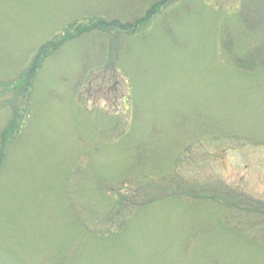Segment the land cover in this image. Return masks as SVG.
<instances>
[{"label": "rangeland", "instance_id": "rangeland-1", "mask_svg": "<svg viewBox=\"0 0 264 264\" xmlns=\"http://www.w3.org/2000/svg\"><path fill=\"white\" fill-rule=\"evenodd\" d=\"M0 264H264V0H0Z\"/></svg>", "mask_w": 264, "mask_h": 264}, {"label": "trees", "instance_id": "trees-1", "mask_svg": "<svg viewBox=\"0 0 264 264\" xmlns=\"http://www.w3.org/2000/svg\"><path fill=\"white\" fill-rule=\"evenodd\" d=\"M66 40H67V38H63V43H64ZM113 221H115V220H113Z\"/></svg>", "mask_w": 264, "mask_h": 264}]
</instances>
